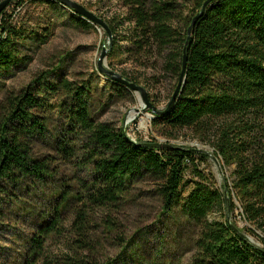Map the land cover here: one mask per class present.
Listing matches in <instances>:
<instances>
[{
  "label": "trees",
  "instance_id": "trees-1",
  "mask_svg": "<svg viewBox=\"0 0 264 264\" xmlns=\"http://www.w3.org/2000/svg\"><path fill=\"white\" fill-rule=\"evenodd\" d=\"M119 1L125 14L107 25L116 46V30L127 23L124 53L137 67L159 68L178 79L187 40L180 94L151 123L170 131L192 129L209 144L221 166L231 171L227 198L198 167L205 153L140 145L143 141L99 119L110 102V95L100 99L105 87L63 76L52 81L50 70L0 98V221L20 214L31 216L33 226L13 264H139L148 259L147 245L179 237L182 227L194 235L190 264H264V0L212 2L188 39L187 29L205 0ZM190 1L191 14L183 16ZM8 17L4 8L0 77L24 65L26 45L45 37L17 28ZM71 19L91 27L76 13ZM121 74L138 83L127 72ZM107 84L118 95L129 92L110 79ZM189 167L195 182L183 197ZM142 195L159 202L158 219L165 230L155 224L138 227L126 240L114 214ZM235 210L248 224L244 230L262 247L229 220ZM215 211L222 220H209ZM66 233L64 250L50 253L49 240ZM111 234H120V252L103 262L101 250ZM150 250L160 257L163 247Z\"/></svg>",
  "mask_w": 264,
  "mask_h": 264
},
{
  "label": "rangeland",
  "instance_id": "rangeland-1",
  "mask_svg": "<svg viewBox=\"0 0 264 264\" xmlns=\"http://www.w3.org/2000/svg\"><path fill=\"white\" fill-rule=\"evenodd\" d=\"M73 1L81 4L106 23L112 18L123 17L125 14V9L119 0ZM193 3L190 1L187 4L183 16L191 14ZM5 8L12 25L24 29L26 32H35L45 37L40 43L34 42L31 45H26L24 54H27L28 59L24 65H19L11 73L0 77V98L6 92H17L31 83L36 76L50 70H52V81H56L61 76L79 82L91 80L93 84L101 88L105 87L104 97L100 96L101 100H106V97L110 95L109 107L99 117L101 121L110 122L116 127L122 128L133 141L137 139L143 142L168 143L176 147L197 148L208 153L206 160L200 161L199 169L210 174L215 187L220 190L230 186L232 182L230 169L223 168L220 162L213 158L211 146L200 139L192 129L183 128L170 131L168 128L153 126L151 121L155 115L150 112L149 108L142 109V106L145 105H142L138 92L129 90V92L118 95L115 88L107 84V78L97 70V60L103 46L108 47L110 42H112V47L115 46L112 33L111 39L108 41L107 34L100 25L90 22L91 27H82L75 24L71 19L73 11L60 3H51L49 0H25L21 4L12 0ZM116 36L119 39L115 46V52L111 56H108L107 52L103 60L104 65L120 74L125 71L130 78H137L138 83L136 84L146 89L150 103L157 109L163 110L171 98L178 79L173 74L164 73L159 68L157 70L139 68L126 58L124 53V47L128 45L126 22L124 25L118 26ZM105 41L106 43H104ZM96 96L99 97V95ZM184 180L183 197L187 195L195 182L192 167H189ZM142 187L145 189L144 186ZM159 212V202L150 195H142L122 207L114 214V218L120 223L119 233L121 236L130 240L135 236L138 227H152L155 224V228L161 231L165 230L163 222L158 219ZM219 212L215 211L210 214L209 220H222ZM30 218L31 216L10 214L4 221H0V264H13L15 255L20 252L24 244V235L33 232ZM229 220L242 230L248 240L256 246L262 247L256 237L244 230L248 224L240 217L239 210L231 213ZM192 233L189 228L182 227L179 237H165L163 242L147 245L148 259L139 264H190L194 254L192 247L194 235ZM116 236L112 235L110 239L105 240V246L101 250L102 255H100L103 262L114 259L120 252L121 242ZM68 239L67 233L59 239H50L48 242L49 252L64 250ZM161 246L163 250L160 257L156 253L151 254V247L156 251ZM130 264L138 263L131 262Z\"/></svg>",
  "mask_w": 264,
  "mask_h": 264
},
{
  "label": "water",
  "instance_id": "water-1",
  "mask_svg": "<svg viewBox=\"0 0 264 264\" xmlns=\"http://www.w3.org/2000/svg\"><path fill=\"white\" fill-rule=\"evenodd\" d=\"M12 0H3L0 2V12L11 2ZM56 1L60 4H62L63 6H65L66 8L70 9L71 11H73L74 13L80 15L82 18L86 19L87 21L93 23V24H97L100 25L106 32L108 39H111V31L107 25V23L102 20L101 18L97 17L94 13H92L91 11L87 10L84 6H82L81 4L73 1V0H53ZM216 0H205L202 3V6L200 8V10L193 16L191 23L187 29V39L189 38L190 34H191V30L192 27L195 25V23L197 22V20L204 14L206 8L212 4V2H214ZM112 47V42L109 43V46H103L102 50L100 52V55L98 57L97 60V70L103 74L107 79L112 80L115 83H118L120 85L125 86L126 88H128L131 91L134 92H138L140 94L141 97V101H142V105L144 104L145 106H142V109L145 108H149L152 112V114L154 115H163L165 113H167L172 106L174 105V103L176 102L177 97L180 94L181 88L184 84V80H185V72H186V64H187V53H186V48H187V40L184 44L183 50H182V64H181V70H180V74L177 80V84L175 86V89L171 95V98L167 104V106L163 109H157L155 106H153L150 101H149V97H148V93L146 91V89L139 85L136 84L135 82H132L130 80H128L127 78H125L124 76H122L120 73L115 72L109 68H107L104 65V58L107 54L108 51L111 50ZM124 131V130H123ZM125 132V131H124ZM140 145L143 146H149V147H155V148H159V147H171V144L168 143H161V142H141ZM189 151H195V152H199V153H205L204 151L197 149V148H189ZM206 155H209L208 153H205ZM213 158L217 161L216 157L213 156ZM227 189H224V194H225V198H227L226 196V192Z\"/></svg>",
  "mask_w": 264,
  "mask_h": 264
}]
</instances>
